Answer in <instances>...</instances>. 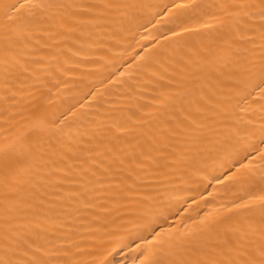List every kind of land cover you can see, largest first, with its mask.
Listing matches in <instances>:
<instances>
[{
	"label": "bare ground",
	"instance_id": "6f19581e",
	"mask_svg": "<svg viewBox=\"0 0 264 264\" xmlns=\"http://www.w3.org/2000/svg\"><path fill=\"white\" fill-rule=\"evenodd\" d=\"M264 260V0H0V264Z\"/></svg>",
	"mask_w": 264,
	"mask_h": 264
},
{
	"label": "snow or ice",
	"instance_id": "6c2138e0",
	"mask_svg": "<svg viewBox=\"0 0 264 264\" xmlns=\"http://www.w3.org/2000/svg\"><path fill=\"white\" fill-rule=\"evenodd\" d=\"M259 264H264V260L260 261Z\"/></svg>",
	"mask_w": 264,
	"mask_h": 264
}]
</instances>
